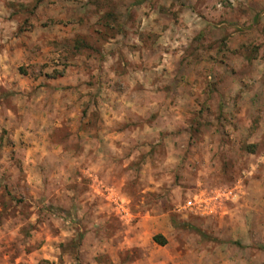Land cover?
Returning a JSON list of instances; mask_svg holds the SVG:
<instances>
[{
	"label": "rangeland",
	"instance_id": "rangeland-1",
	"mask_svg": "<svg viewBox=\"0 0 264 264\" xmlns=\"http://www.w3.org/2000/svg\"><path fill=\"white\" fill-rule=\"evenodd\" d=\"M0 264H264V0H0Z\"/></svg>",
	"mask_w": 264,
	"mask_h": 264
},
{
	"label": "crops",
	"instance_id": "crops-1",
	"mask_svg": "<svg viewBox=\"0 0 264 264\" xmlns=\"http://www.w3.org/2000/svg\"><path fill=\"white\" fill-rule=\"evenodd\" d=\"M115 62L116 66L120 64L119 58H116ZM128 62H132L134 66H130L129 63H127L128 72L125 78L130 82V80L137 77L139 79H142L143 83L142 86H138V83H135V81L134 83L136 85H127L123 89H121L120 86L117 85L116 88H112L111 90V92L113 93V98L110 101V106H108L110 107V113L113 115V117H111L110 122L111 124H116L115 127L123 124V126L121 125V127H124V130L123 132H112L110 137H105V144L110 142L112 149L116 150L117 152H122V146L129 145L131 142L143 144V142L147 140V134L152 129H156L155 127L152 128L153 126L150 125L149 122L145 119L146 114H148L152 110V106L155 105L151 104L150 102L152 91L149 89L150 83L147 82L148 73L146 72V58H144L143 55L140 56L138 53L137 57L130 56ZM136 65L137 67H135ZM156 69H159V67ZM113 76L116 78L115 81L119 82V80H121L117 71L114 72ZM145 83L148 84V86H146ZM133 94L136 95L135 99H131V95ZM137 96H139V98H137ZM165 109L166 107H164V110ZM132 117L135 118L136 124H134L135 126H132L130 130H126L123 122L131 123L130 118ZM128 137L133 138L130 139L131 142L128 141Z\"/></svg>",
	"mask_w": 264,
	"mask_h": 264
},
{
	"label": "trees",
	"instance_id": "trees-1",
	"mask_svg": "<svg viewBox=\"0 0 264 264\" xmlns=\"http://www.w3.org/2000/svg\"><path fill=\"white\" fill-rule=\"evenodd\" d=\"M160 238H163V237H162V236H157V237H155V241L158 242ZM162 240H164V239H162ZM158 243H159V242H158ZM160 244H161V245H165V241H160Z\"/></svg>",
	"mask_w": 264,
	"mask_h": 264
}]
</instances>
